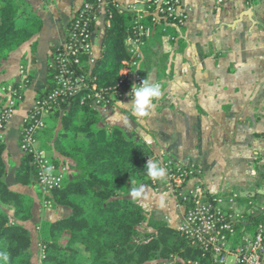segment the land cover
I'll list each match as a JSON object with an SVG mask.
<instances>
[{"label":"crops","instance_id":"0c3cea01","mask_svg":"<svg viewBox=\"0 0 264 264\" xmlns=\"http://www.w3.org/2000/svg\"><path fill=\"white\" fill-rule=\"evenodd\" d=\"M23 1L42 20V30L2 66V81L16 80L20 65L30 81L1 137L12 189L35 195V187L16 184L13 177L21 160L19 126L34 95L46 84L52 48L63 45L68 22L86 0ZM179 1L183 25L164 29L168 41L152 38L140 63L144 80L160 90L149 114L138 116L127 98L104 119L145 141L154 155L194 164L198 175L191 183L199 182L210 197L221 199L219 205L234 225L235 242L254 234L257 225L251 218L261 215L264 206V0ZM115 2L119 11L128 13L126 6L144 0ZM105 22L102 12L92 33L94 60ZM32 55L35 62L30 65ZM131 196L147 214L170 227L181 223L182 210L166 192L142 183ZM39 210L36 218L46 221L69 214L67 209Z\"/></svg>","mask_w":264,"mask_h":264},{"label":"trees","instance_id":"16d2710c","mask_svg":"<svg viewBox=\"0 0 264 264\" xmlns=\"http://www.w3.org/2000/svg\"><path fill=\"white\" fill-rule=\"evenodd\" d=\"M105 13L108 26L103 31L99 56L77 68L78 72L89 69L87 80L97 88L115 85L123 62L130 58L131 14L111 5L105 7ZM145 25H152V32L140 48L138 71L143 80L145 71L140 63L149 52L152 38L169 39L163 32L166 22L151 24L148 18ZM41 30L42 20L23 0H0V86L7 82L1 76L9 55L32 42ZM57 50L52 48L50 59ZM30 61L33 65V55ZM20 66L26 73V81L17 88L21 99L30 76L25 66ZM50 79L48 67L46 84L33 100L46 95ZM82 94L60 100L37 137L53 166L64 168L61 186L48 194L38 187L35 168L20 150L14 181L35 187V195L12 189L0 131V251L7 252L8 264H213L198 245L165 221L147 214L131 196L140 184L151 185L145 161L153 152L145 141L128 134L123 126L107 122L88 102H81ZM4 99L0 92V106ZM43 134L47 139L41 141ZM44 201L50 206H44ZM45 208L67 209L69 214L52 221L36 218L39 209ZM251 223H264V214L251 218Z\"/></svg>","mask_w":264,"mask_h":264},{"label":"built area","instance_id":"2783aa9c","mask_svg":"<svg viewBox=\"0 0 264 264\" xmlns=\"http://www.w3.org/2000/svg\"><path fill=\"white\" fill-rule=\"evenodd\" d=\"M107 5L118 9L115 0L84 1L72 16L66 27L65 42L49 61L51 79L47 87L50 86V89L46 95L33 101L21 120L19 150L34 166L36 182L43 194L61 186L64 171V168H55L48 154L38 145L37 137L47 127L46 117L51 110L60 100L83 93L81 102H88L93 109L106 116L118 101L131 98L129 93L132 86L143 81L138 71L140 48L152 32V25H145L146 19L149 18L151 24L163 21L175 26H182L185 21L179 0H144L139 6H126V11L132 16L128 38L130 58L123 62L120 79L115 85L97 88L87 80L89 69L78 72L77 68L82 69L94 61L93 27L102 12L106 17ZM25 77L23 66H19L17 79L9 80L0 87V92L5 96L0 106V131L14 114L15 106L20 101L17 88L21 87L23 80L26 81ZM147 160L159 161L167 170L161 179L150 176V182L171 195L182 210V220L176 230L191 244L198 245L203 255H210L213 264H227L228 257H231L232 264H264V223L257 224L249 238L233 242L234 225L231 216L220 207L221 199L210 197L199 182L191 183L198 175L194 164L177 162L166 154H152L146 158L145 165ZM44 206L49 207L50 203L44 201ZM261 210L264 214V206Z\"/></svg>","mask_w":264,"mask_h":264},{"label":"clouds","instance_id":"9594fccd","mask_svg":"<svg viewBox=\"0 0 264 264\" xmlns=\"http://www.w3.org/2000/svg\"><path fill=\"white\" fill-rule=\"evenodd\" d=\"M131 102L127 103L130 109L138 116H147L153 107L154 101L160 96L158 85L143 80L139 85H133L129 93ZM147 173L155 179H161L166 175V168L156 160H147ZM9 256L7 252L0 251V261L8 264Z\"/></svg>","mask_w":264,"mask_h":264},{"label":"rangeland","instance_id":"374dc122","mask_svg":"<svg viewBox=\"0 0 264 264\" xmlns=\"http://www.w3.org/2000/svg\"><path fill=\"white\" fill-rule=\"evenodd\" d=\"M105 23H106V22H105ZM163 31H167V30H163ZM155 60H156V58H155ZM151 63H152V62H151ZM8 82H9V81H8ZM8 82H7V83H8ZM0 87H1V86H0ZM126 99H127V98L122 99L121 101H124V100H126ZM121 101H118V102H121ZM118 102H117V103H118ZM117 103H116V104H117ZM116 104H115V105H116ZM115 105H114V106H115ZM114 106H113V107H114ZM111 110H112V109H111ZM109 113H110V112H109ZM109 113H108V114H109ZM108 114H107V115H108ZM107 115H106V116H107ZM40 139H41V141H42V140H46V139H47V134H45V135L43 134V135L41 136ZM38 145H39V142H38ZM153 187H154V186H153ZM53 212H55V211H53ZM53 217H54V216H53ZM55 218H57V217H55ZM33 249L35 250V245H34ZM36 263L39 264V262H36ZM227 264H232V259H231V257H228V258H227Z\"/></svg>","mask_w":264,"mask_h":264}]
</instances>
